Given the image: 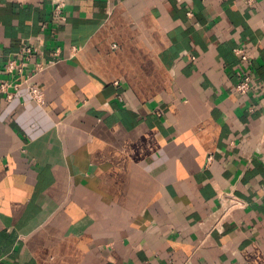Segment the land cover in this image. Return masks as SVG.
Wrapping results in <instances>:
<instances>
[{
	"label": "crops",
	"instance_id": "obj_1",
	"mask_svg": "<svg viewBox=\"0 0 264 264\" xmlns=\"http://www.w3.org/2000/svg\"><path fill=\"white\" fill-rule=\"evenodd\" d=\"M3 84L0 264H264V0H0Z\"/></svg>",
	"mask_w": 264,
	"mask_h": 264
},
{
	"label": "built area",
	"instance_id": "obj_2",
	"mask_svg": "<svg viewBox=\"0 0 264 264\" xmlns=\"http://www.w3.org/2000/svg\"><path fill=\"white\" fill-rule=\"evenodd\" d=\"M252 0H248V2H251ZM62 6L63 3L62 2H57V4H55L54 8H53V14L55 16V18L57 19H61L63 18V14H62ZM32 52V48L30 47H26L24 52L21 53L22 56H26L27 54H30ZM234 52L236 54L239 55L240 60L242 62L245 63H249L250 62V58L248 53L246 52V50L244 48H234ZM14 67V61H10L7 65V70H12V68ZM256 82H254L251 73H247L245 75H242L239 77V79L237 80V82L234 84V91L237 94L240 95H244L247 92H249L251 89L256 87ZM5 84L0 86L1 90H5ZM30 96L36 100L39 103L43 102V90L41 89V87L37 84H34L30 87ZM263 188H264V183H263ZM245 206V202L244 200H242L241 198H239L238 196L234 195V194H227L224 198V202L222 204V214L220 216V219L218 221L215 222L214 224V228L218 229V231H222V225L224 223V221L226 219L229 218V216L231 215V213L234 210L243 208Z\"/></svg>",
	"mask_w": 264,
	"mask_h": 264
}]
</instances>
